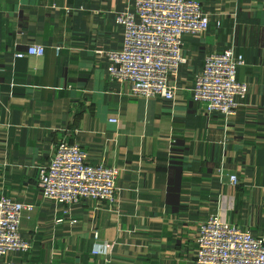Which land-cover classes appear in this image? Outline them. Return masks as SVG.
<instances>
[{
	"label": "crops",
	"instance_id": "0c3cea01",
	"mask_svg": "<svg viewBox=\"0 0 264 264\" xmlns=\"http://www.w3.org/2000/svg\"><path fill=\"white\" fill-rule=\"evenodd\" d=\"M196 1L210 26L183 37L165 101L107 80L104 53L122 42L115 17L133 0H0V197L32 207L20 218L28 251L0 264H193L211 215L264 235V0ZM31 45L44 54L16 57ZM226 48L243 56L236 78L247 92L223 118L191 89L205 57ZM63 141L120 170L113 205L42 197L38 168Z\"/></svg>",
	"mask_w": 264,
	"mask_h": 264
},
{
	"label": "built area",
	"instance_id": "2783aa9c",
	"mask_svg": "<svg viewBox=\"0 0 264 264\" xmlns=\"http://www.w3.org/2000/svg\"><path fill=\"white\" fill-rule=\"evenodd\" d=\"M132 6L131 12L115 17L122 27V42L118 50L104 53L109 61L107 80L127 83L133 98L172 101V79L185 63L183 37L205 34L209 15L196 0H133ZM25 54L16 57L42 56L44 48L31 45ZM243 64V56L232 48L205 57L193 82L192 100L201 104L207 115L233 116L247 92L246 85L236 78ZM119 174L117 167L90 164L77 144L63 141L47 164L38 168L37 182L42 197L53 203L70 206L86 199L111 206ZM230 183L236 185V177H230ZM31 210L29 205L0 197V261L8 253L28 251L29 244L20 235V218ZM195 245L193 264H264V235L254 236L215 215L199 225ZM107 250L108 246L94 247L93 252L104 254Z\"/></svg>",
	"mask_w": 264,
	"mask_h": 264
}]
</instances>
